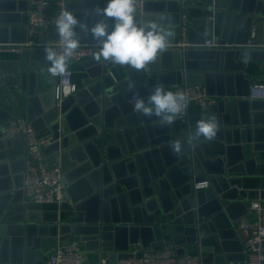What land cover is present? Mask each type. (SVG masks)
<instances>
[{"label":"water","instance_id":"obj_1","mask_svg":"<svg viewBox=\"0 0 264 264\" xmlns=\"http://www.w3.org/2000/svg\"><path fill=\"white\" fill-rule=\"evenodd\" d=\"M105 4L106 0L65 1V8L81 21L82 27H77L81 42L91 41L90 28L107 19L94 12ZM28 9L29 0H0V47H20L17 59L0 60V179L13 173V184L0 183V264H34L38 250L50 249L51 245L45 246L47 241L57 244L72 235L86 249L96 251V263L108 253L109 263L115 264L118 255L127 256L132 245L158 249L166 244L179 254L196 246L202 264L243 260V253H232V246L240 243L235 221H243L245 216L235 212L240 207L247 213V193L234 173L244 167L242 145L263 140L264 122L254 129L250 125L251 118L264 111V103L247 98L249 91L243 90L241 78L248 60L264 63V47L233 45L247 41L255 19L264 16V0H144L143 20L173 27L178 34L182 12L218 15L215 39L229 46L198 45L211 38L213 31L206 27L199 33L193 23L188 30L189 44L171 42L156 63L140 72L123 66V74L117 75L110 67L103 69L93 55L82 62L92 82L64 97L59 106L55 88L46 90L42 71L36 70L37 58L45 57L44 49L28 44V27L21 25ZM207 21L202 17L204 24ZM26 80L28 119L37 131L48 127L53 133L55 141L43 153L61 164L69 184L60 211L66 215L61 219L59 211L50 217L40 204L21 201L24 145L21 137H4L3 124L13 114L11 108L2 106V96L9 102L10 93L25 86ZM183 81L202 82L209 94L220 97L205 111L190 116L189 128L174 123L168 126L159 118L133 111L130 100L134 96L147 99L157 85ZM59 115L69 131L61 141L57 140ZM213 115L219 120L216 138L195 139L197 121ZM177 140L185 145L182 155L174 154L170 147ZM17 142L23 145V152L16 156L11 148ZM254 146L258 144L254 142ZM232 148L241 152L235 160L230 156ZM17 157L22 162L19 171L13 167ZM205 179L209 187L196 191L194 183ZM123 236L125 244L120 242Z\"/></svg>","mask_w":264,"mask_h":264},{"label":"built area","instance_id":"obj_2","mask_svg":"<svg viewBox=\"0 0 264 264\" xmlns=\"http://www.w3.org/2000/svg\"><path fill=\"white\" fill-rule=\"evenodd\" d=\"M29 9L27 13L28 25L31 28H43L47 31L48 40L41 43H32L40 47H45L53 41H59L56 34L54 20L59 16L61 10L65 8V0H29ZM144 0H137V18L143 20L145 11L143 9ZM214 16H210L209 20L214 21ZM189 13L182 12L180 17V41L178 44L187 45V33L189 30ZM256 28L252 26L249 37L245 43L235 44L233 46H243L245 48L254 49L264 46H257L255 43ZM216 34L213 33L211 38H207L204 43L198 44L206 47L229 46L228 43L221 44L215 39ZM30 44V43H28ZM20 47L17 46V49ZM99 51L96 43L81 42V47L77 50L72 60L84 61ZM111 62L101 63L103 69L109 68ZM53 77V76H52ZM73 72L68 69L63 77H53L55 81V99L56 105L59 106L64 96L58 89L63 87L62 81L70 82L76 91V85L72 80ZM173 92H184L188 97V105L182 116L178 117L175 122L189 128V119L191 112V104L197 106L196 109L205 111L209 105H212L220 99L217 95H211L204 83L183 81L181 84L175 85ZM250 101H264V82H253L249 87ZM58 141L68 133V129L64 124V118L59 115L58 120ZM4 137H21L24 144V169L23 184L20 187L21 201L25 204L35 203L43 206L44 204L55 203L61 205L67 200V182L65 179V171L59 162L53 163L47 160L48 155L43 153V149L52 144L55 139L53 133L40 135L34 128L32 120L21 116L13 115L8 123L4 126ZM194 189H206L209 187L207 179L194 183ZM247 218L240 224L241 230L244 232V240L242 253L244 259L240 261H229L226 264H264V202L263 199H250L246 202ZM128 255L119 257L115 264H202V253L198 250L186 249L184 254H179L173 245L166 244L163 248H146L142 245H132L127 250ZM87 251L85 250L83 241L74 235L59 240L52 248L48 256L47 262L34 264H88L86 262ZM94 264H110L103 257L100 263Z\"/></svg>","mask_w":264,"mask_h":264},{"label":"clouds","instance_id":"obj_3","mask_svg":"<svg viewBox=\"0 0 264 264\" xmlns=\"http://www.w3.org/2000/svg\"><path fill=\"white\" fill-rule=\"evenodd\" d=\"M136 4L137 0H106L103 7L94 10L96 15L107 18L96 21L90 28L99 47L95 54L97 62H111L140 72L149 64L156 63L168 50L174 36L173 30L161 27L153 20H139ZM108 20L113 22L111 26ZM54 25L59 41L45 45V60L48 61L47 71L51 76L63 77L81 47L77 27H82V24L72 10L63 9L55 18ZM61 83L63 87L57 91L64 96L75 91L70 82ZM129 87L133 85L130 83ZM130 103L137 114L159 118L163 124L171 126L184 114L188 97L184 92L166 91L163 85H157L147 99L136 95ZM218 131L219 120L213 115L197 121L193 137L211 141ZM170 147L177 155H182L185 150V145L179 140Z\"/></svg>","mask_w":264,"mask_h":264},{"label":"crops","instance_id":"obj_4","mask_svg":"<svg viewBox=\"0 0 264 264\" xmlns=\"http://www.w3.org/2000/svg\"><path fill=\"white\" fill-rule=\"evenodd\" d=\"M66 1V0H65ZM53 2H55V0H53ZM30 6V4H29ZM27 11L23 13L22 15V23L21 25L23 26H27L28 27V42L30 44L32 43H41V42H46L48 40V34L47 31L43 28H38L37 31L36 30H32L33 31V35L31 34L32 31L30 32L31 27L28 25V21H27ZM189 19H190V23L189 26H193L194 23V27L196 29L197 32L201 33L202 31L205 30L206 27H209L210 29H212L214 34H217L219 31V27H220V17H218V15H214V13H201L200 11L197 10H190L189 12ZM214 16V21H210L209 17L210 16ZM192 17H196L194 22ZM202 17H205L208 21L206 24H204L202 22ZM253 27L256 28V38H255V43L257 46H264V16H259L255 19L254 21V25ZM166 28H170L172 29L173 27H166ZM173 30V29H172ZM174 32V36L171 39L172 43L178 44L180 41H182V39L180 38V34H178V32H175V30H173ZM177 33V34H176ZM189 37V32L187 33V42L189 43L188 40ZM91 38L92 35H91ZM85 42V41H84ZM87 42H92V43H96V41L94 39H91V41H87ZM170 42V43H171ZM16 44H11L9 46H3L0 47V60H14L17 59L18 53H19V49H17ZM45 54V53H44ZM44 67V68H42ZM37 71H42V75L44 78V83L46 84V90L53 88L55 86V79L48 73L47 68H48V61L45 60V57L43 58L42 56L40 58H37V67H36ZM72 72H73V83L76 85V88H81L85 85H87L89 82H92V79L90 78L89 72L87 71V69L84 67L82 61H74L71 60L69 63V68ZM110 70L112 72H114L115 74H119L122 75L124 68L123 66L120 65H114L111 64L110 66ZM245 79L250 80V83H247L245 81ZM38 82V79L34 80V84H36ZM253 82H264V63L261 60H248L246 62V70H245V77L241 78V85L243 87V90L245 91H249V87ZM28 85H27V80L25 82V86L21 87L19 90L13 91L12 93H10L9 98L11 99L9 102L6 101V96L3 95L2 99L4 100V108L6 109H12V114L13 115H21L24 116L26 118H28V101H29V92H28ZM164 88L166 91H174L175 85H164ZM51 95H49L47 97L48 100H51ZM260 102L264 103V101ZM12 103V106H11ZM191 106V112H190V116H195L196 113L201 112L200 109H196L197 106H194L193 104L190 105ZM262 113H259L257 116H253L252 119V124L250 125V127L252 129L263 126L264 122V111H261ZM2 117H7L6 113H2L1 114ZM7 119L3 126H5L8 123ZM194 121H196L195 118H193ZM192 120V121H193ZM189 123H191V120H189ZM66 128L68 129V126L66 124V122H64ZM174 124H178L176 122H174ZM179 126V125H178ZM40 135H47V134H51V130L46 127L43 128L39 131H37ZM69 132V131H68ZM259 140L257 141V139L254 141L255 144H258V147L256 148L254 146V142L251 143H245L242 145L243 147V153L245 154V159L243 160L244 162V167L243 170L237 173H234V175L239 179V183L242 185L243 190H246L247 196H246V202L250 199H263L264 202V137L263 140L262 138H258ZM23 142V141H22ZM24 145V144H23ZM23 145L20 142L14 143L12 146V151L13 154H15L16 156L18 154H22L23 152ZM255 147V150H254ZM233 149V148H232ZM234 150V151H233ZM230 151V156L234 158V160L236 158H238V156L240 157L241 152L239 149H233ZM21 156V155H20ZM20 157H17L14 161L13 167L16 171H19L22 169V162L19 159ZM251 158H255L254 162H250ZM47 160L49 162H53V163H57L54 160H49V158H47ZM255 168V173L252 172V170ZM12 172V170H11ZM13 175V173H12ZM10 175V176H12ZM4 177L5 179H0L2 180L0 183L1 185H10L13 184V179H11V177ZM69 185V184H68ZM243 199L242 197H239L238 200ZM244 200V199H243ZM42 211L47 212L49 214L50 217L53 216L54 212H58L60 213L61 211V205L59 204H55V203H50V204H44L42 206ZM243 210L242 208H238L237 211L235 212L236 215H244L245 217H243V221L246 220L247 218V214L242 213ZM66 215V213L62 212L60 213V219L64 218V216ZM34 217H37V213L34 214ZM59 219V220H60ZM243 221H239L236 220V229H237V234H238V240L240 241L239 245L238 244H234L232 247V253L237 254V255H241L242 252V246H243V240H244V232L241 230L240 228V224ZM234 222V223H235ZM59 241V240H58ZM120 242L122 244H125L126 242V237L123 236L120 238ZM56 243H53V241L50 242H46L45 246H50V249L47 252H42V251H37V258H36V263H41V262H47L48 256L51 253L52 248L54 247ZM53 245V247H52ZM127 246V245H126ZM85 250L87 251V258H86V262L88 264H94L98 261V257L96 255V251H92V250H88L86 249V246L84 244ZM129 249V248H128ZM190 250H195L198 251V248L196 246H193L191 248H189ZM106 261L109 263L111 258L110 254H106L104 253L103 256ZM118 260H119V255H118Z\"/></svg>","mask_w":264,"mask_h":264},{"label":"rangeland","instance_id":"obj_5","mask_svg":"<svg viewBox=\"0 0 264 264\" xmlns=\"http://www.w3.org/2000/svg\"><path fill=\"white\" fill-rule=\"evenodd\" d=\"M220 24V23H219Z\"/></svg>","mask_w":264,"mask_h":264}]
</instances>
